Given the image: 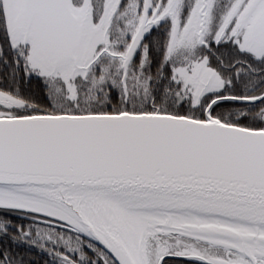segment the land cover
<instances>
[{"label": "snow or ice", "instance_id": "1", "mask_svg": "<svg viewBox=\"0 0 264 264\" xmlns=\"http://www.w3.org/2000/svg\"><path fill=\"white\" fill-rule=\"evenodd\" d=\"M0 264H264V0H0Z\"/></svg>", "mask_w": 264, "mask_h": 264}]
</instances>
